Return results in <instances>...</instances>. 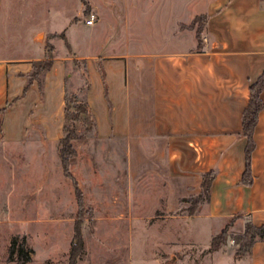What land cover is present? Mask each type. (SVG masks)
<instances>
[{"label": "crops", "instance_id": "crops-1", "mask_svg": "<svg viewBox=\"0 0 264 264\" xmlns=\"http://www.w3.org/2000/svg\"><path fill=\"white\" fill-rule=\"evenodd\" d=\"M3 6L0 0V14ZM128 10L123 0H116L104 13L119 17V24L127 27L131 25ZM136 16L138 26L151 17L152 26L163 27L164 35L153 43L158 48L111 54L100 46L94 54H76L67 44L71 56L52 54L50 70L29 86L33 64L47 57L44 45L36 42L46 32L37 30L29 41L14 39L7 44L1 38L0 18V169L6 177L3 184L0 179V194L24 192L26 216L33 219L26 224L49 222L54 215L63 218L71 210L66 209L63 194L69 196L70 205L74 189L64 176L58 142L64 136L69 95L67 65L75 60L84 64V84L74 95L82 96L92 114L89 138L109 145L103 153L110 157L117 182L125 187L120 200L126 201L129 214L136 210L142 221L148 215L141 217L140 211L151 208L161 213L157 216L164 222L194 221L213 235L228 225L227 234L238 235L247 224L260 227L264 223V0H159L149 12L138 9ZM200 17L198 40L189 27ZM33 47L38 51L32 52ZM11 48L22 51L2 53ZM260 79L263 108L253 134L252 183L244 186L247 140L241 136L242 115L249 85ZM6 149H14L16 156ZM77 158L70 162V173L85 201L81 187L91 181L80 182L72 172ZM90 163L96 176L92 184L106 186L107 180L98 183L100 173L95 162ZM210 171L215 177L208 202L192 216L178 215L182 200L201 194L202 175ZM5 201L0 200V210ZM244 259L245 264H264V243L254 244L238 262L243 264Z\"/></svg>", "mask_w": 264, "mask_h": 264}, {"label": "rangeland", "instance_id": "rangeland-1", "mask_svg": "<svg viewBox=\"0 0 264 264\" xmlns=\"http://www.w3.org/2000/svg\"><path fill=\"white\" fill-rule=\"evenodd\" d=\"M2 1L4 6L0 14L3 23L1 38L7 44L9 41L12 43L14 39L23 43L29 41L37 30L45 31L46 34H40L36 42L42 43L47 55L50 54L52 58V54L56 57L71 56L67 44L76 54H94L100 46L104 47V53L111 54L136 52L142 48L152 50L158 48L157 44L154 47V40L158 42L159 37L164 35L163 27L151 25V17L144 18L143 24L139 26L136 23L138 9L149 12L159 0H123L124 5L129 6L131 25L127 27L119 24V17L104 13L116 0ZM90 14L97 18L91 27L84 23ZM111 23L114 25L110 26ZM202 25V20H197L189 28L197 32L198 28L202 29ZM164 47L175 48L174 45ZM21 51L20 48H11L10 51L3 50L2 53L19 55ZM33 51L37 52V47H33ZM67 69V96H72L76 88L84 84L81 74L84 72V64L74 60L71 65H67ZM76 97L81 100L82 96ZM75 127L76 135L81 140L72 143L76 152L74 158L78 156L72 172L74 170L78 174L80 182L91 181L81 187L85 193V201L70 173V162H74V158L69 161L67 173L63 171L74 189L71 195L73 199L69 202L71 206L67 201L69 196L63 194V199L66 196V209L71 207V210H66L67 215L63 218L54 215L49 218V222L44 219L45 222L38 220L26 224V221L33 219L26 216L25 202L22 200L24 192L16 190L13 193L0 194V200L3 198L7 201V206L4 205L0 210V264H14L7 262V249L12 237L24 240L26 247L32 252L29 264H67L70 245L77 229L83 242V254L77 264H240L234 255L237 249L236 239L240 235L234 232L227 234L226 242L212 251L211 242L220 233L213 235L211 230L201 223L177 220L175 224H169L158 218L157 215L161 213L156 214L151 208L147 212L140 211L141 217L148 215L143 217L142 221L138 219L136 210L129 214L126 201L120 200L123 197L120 192L124 193L125 187L117 182V176L109 166L110 157L103 153L109 145L90 139V131H85L81 125L77 124ZM5 151L16 156L14 149ZM90 162H95L94 165L100 173L97 175L98 183L100 179L101 182L107 180L106 186L92 184L96 182V176L90 170ZM3 173L0 169L2 184L6 181ZM90 187L92 190H88ZM110 195L113 196L112 200L109 199ZM40 199L39 197L38 200ZM148 204L152 205L151 201H148ZM191 206L192 203L187 202L182 209H189ZM184 214L185 212L180 215ZM231 241H234V244H231ZM244 261L243 264L247 260Z\"/></svg>", "mask_w": 264, "mask_h": 264}, {"label": "trees", "instance_id": "trees-1", "mask_svg": "<svg viewBox=\"0 0 264 264\" xmlns=\"http://www.w3.org/2000/svg\"><path fill=\"white\" fill-rule=\"evenodd\" d=\"M203 18H196L193 24L197 20ZM202 29L198 28L196 37L199 40ZM52 66V57L50 54L39 62H36L32 66V72L27 76V86L32 82L39 81L40 76L49 71ZM263 89V80L260 79L255 83L249 85V102L242 115V129L241 136L246 138L247 146L245 150L246 167L242 176V184L244 186H250L252 183V177L250 173V161L251 155L254 150L253 134L256 128L258 115L263 108L260 95ZM84 127L85 131H91L94 127V121L92 114L83 100L77 99L76 95L66 96L65 98V110H64V124H63V138L58 142V155L62 169L67 173L69 167V161L75 157L76 152L73 149L72 143L79 142L81 138L76 135V125ZM215 177V172L202 175L201 194L192 199H184L181 203L191 202L192 206L189 209H180L177 214L186 213L189 216L194 215L200 204H205L209 200L210 186ZM229 225L226 226L222 232L213 238L211 242L212 251L217 250L220 244H224L227 240V231ZM256 243H264V223L260 227H255L251 224H247L243 233L236 239L237 249L234 252L236 258L240 259L251 253L252 247ZM32 252L26 247L24 240H19L18 237H12L7 249V262L14 264H28L31 262ZM83 254V242L81 233L77 229L74 232V238L70 245L69 256L67 264H77L80 256Z\"/></svg>", "mask_w": 264, "mask_h": 264}, {"label": "built area", "instance_id": "built-area-1", "mask_svg": "<svg viewBox=\"0 0 264 264\" xmlns=\"http://www.w3.org/2000/svg\"><path fill=\"white\" fill-rule=\"evenodd\" d=\"M97 21V18L95 17L94 14H90L86 19H85V25L86 26H93ZM231 244H234V241H231Z\"/></svg>", "mask_w": 264, "mask_h": 264}]
</instances>
